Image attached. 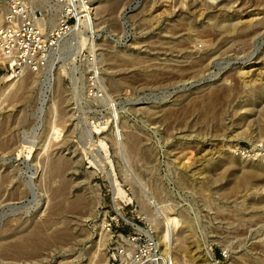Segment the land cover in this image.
<instances>
[{"label":"rangeland","instance_id":"1","mask_svg":"<svg viewBox=\"0 0 264 264\" xmlns=\"http://www.w3.org/2000/svg\"><path fill=\"white\" fill-rule=\"evenodd\" d=\"M89 1L98 7L96 41L67 61L76 69L62 72L55 90L44 92V71L11 81L0 71V264H109L107 229L126 220L157 235L166 223L150 203L156 188L155 198L172 202L191 229L186 258L195 260L208 246L217 264H264V180L226 192L246 171H264V29L254 35L218 28L250 20L254 27L264 19V1ZM8 3L0 0V24ZM76 41L64 42L65 56ZM199 59H206L203 66ZM23 80L26 87L13 97ZM216 89L225 91L216 98L221 104L210 100ZM111 100L121 112L118 127ZM55 120L64 131L53 142ZM118 130L125 148H118ZM148 211L158 214L161 228Z\"/></svg>","mask_w":264,"mask_h":264},{"label":"built area","instance_id":"2","mask_svg":"<svg viewBox=\"0 0 264 264\" xmlns=\"http://www.w3.org/2000/svg\"><path fill=\"white\" fill-rule=\"evenodd\" d=\"M59 7L56 27L42 24L47 12L24 0H9L0 24V71L13 78L45 70L51 55L76 32L92 12L89 0H51ZM140 228V230H139ZM111 236L109 264H173L164 254L150 225L123 220L120 227L107 229Z\"/></svg>","mask_w":264,"mask_h":264},{"label":"bare ground","instance_id":"3","mask_svg":"<svg viewBox=\"0 0 264 264\" xmlns=\"http://www.w3.org/2000/svg\"><path fill=\"white\" fill-rule=\"evenodd\" d=\"M165 1V0H164ZM174 1V0H173ZM181 1V3L183 4H185L186 2H185V0H180ZM180 1L178 2V0L177 1H175L174 3H180ZM209 1H212V0H209ZM213 1H216V0H213ZM247 1V0H246ZM245 1V2H246ZM264 1V0H263ZM262 1V2H263ZM24 2L26 3V4H28V5H31V6H35V7H39V8H41V9H49V8H51V10L53 11L52 13H51V15H49V16H47V15H45L44 14V16L41 18V21H42V24H44V25H49V24H51V26L54 28V27H56L57 26V23H58V17H59V7L57 6V5H55L51 0H24ZM148 2V1H147ZM170 2V4H172L171 3V1H169ZM168 2V3H169ZM188 2V1H187ZM242 3H243V0L241 1ZM249 2V1H248ZM149 3H151V2H149ZM167 3V2H166ZM179 4V5H182V4ZM191 4L190 5H192V4H194L193 2H190ZM228 3V2H227ZM241 3V4H242ZM200 3H198V5H199ZM202 4V3H201ZM200 4V5H201ZM207 4V3H206ZM229 4V3H228ZM152 5V4H151ZM186 5V4H185ZM195 5H197L196 4V2H195ZM261 5V4H260ZM184 6V5H183ZM204 6V5H203ZM231 6V5H230ZM241 6V5H240ZM89 9H91V11L93 10V14H92V12L89 14V19H87V21L86 22H84V23H82V25H81V27H79V29L76 31V32H74L72 35H71V37L70 38H68L65 42H67V41H69L68 43H70V42H72L73 40H77L76 41V43L75 44H73L72 45V49L70 50V52H71V54L69 55V56H65L64 54H63V50H64V48H65V44H63V47H60L57 51H55L52 55H51V59H50V63H49V66L45 69V70H41V71H44L45 72V76H46V78H45V81L43 82L44 83V92H45V89L47 90V89H50L51 91L54 89L55 90V88H54V85H55V83H56V81L59 79L60 80V76H61V73L62 72H69V71H72L73 73H74V70L76 69V67L75 66H73V67H68L69 65H68V63H67V61L68 60H72V62L76 59V57L79 55V53H80V49H81V46H86L87 47V45L88 46H90L91 45V43L92 42H95L96 41V37H97V35H98V22H97V13L95 12V9L96 8H98V7H96L95 6V4L93 3V2H91V1H89ZM173 7V6H172ZM175 7H176V4H175ZM260 7V6H259ZM152 8V7H151ZM177 8V7H176ZM168 10V9H167ZM203 11V10H202ZM254 11V10H253ZM205 12V11H204ZM48 13V12H47ZM181 18V17H180ZM216 18V17H215ZM214 18V19H215ZM2 19H3V15L0 13V23L2 22ZM253 20V19H252ZM259 20V19H258ZM186 21V20H185ZM231 22H232V20H230ZM240 21V20H239ZM247 21H249V20H247ZM251 21V20H250ZM249 21V22H250ZM181 22H183V21H181ZM224 21H222V24L223 25H219L220 27H218L219 28V30H220V32L219 33H221L222 34V32L223 33H232V32H234V33H239V32H242V31H247L248 29H252L251 31H250V33H249V31H248V34H254L255 35V33H258L259 31H263V29H264V19H260V21H258L255 25H254V27H253V25H252V23H249V22H245V23H247V24H245V25H239L238 23H232V24H224L223 23ZM228 22V21H227ZM237 22H238V19H237ZM175 23V22H174ZM179 23V22H178ZM219 23V22H218ZM180 24V23H179ZM187 24H189V22H187ZM205 25V24H204ZM179 26V25H178ZM185 26V25H184ZM187 26V25H186ZM216 26V25H215ZM172 27V26H171ZM189 27H190V25H189ZM207 27H208V25H207ZM252 27V28H251ZM173 28V27H172ZM184 28V27H183ZM191 28H193V27H191ZM209 28V27H208ZM170 29V28H169ZM177 29V28H176ZM194 29V28H193ZM200 29V28H199ZM209 29H211V28H209ZM244 29H246V30H244ZM172 30V29H171ZM179 29H177V31H178ZM206 30V29H205ZM212 30V29H211ZM196 31V30H195ZM194 31V32H195ZM87 32L89 33H91L90 35H87ZM214 32V31H213ZM208 33V32H207ZM210 33H211V31H210ZM215 33V35H218V34H216L217 32H214ZM168 34V33H167ZM177 34V33H176ZM245 35H247L246 33H244ZM243 34V35H244ZM214 35V36H215ZM228 35V34H227ZM242 35V34H241ZM242 35V36H243ZM245 35L243 36V38L245 37ZM77 36V37H76ZM220 36V35H219ZM236 37L237 36H239V35H235ZM235 36H233L234 38H235ZM201 37V36H200ZM233 37H232V40H233ZM198 38V37H197ZM202 38V37H201ZM216 38H218V37H216ZM228 38V37H227ZM237 38H239V37H237ZM241 38V37H240ZM247 38H248V35H247ZM188 39V38H187ZM225 39H226V37H225ZM231 39V38H230ZM181 40V39H180ZM200 40H202V39H200ZM205 40V39H204ZM227 40V39H226ZM225 40V41H226ZM231 40V41H232ZM236 40V39H235ZM249 40V39H248ZM163 41V40H162ZM172 41V40H171ZM182 41H184V40H182ZM206 41H208V40H206ZM211 41H212V39H211ZM216 41V40H215ZM230 41V42H231ZM187 42V41H186ZM205 42V41H204ZM209 42H210V40H209ZM212 42H214V41H212ZM212 42H210V43H212ZM73 43V42H72ZM168 43V42H167ZM175 43V42H174ZM189 43V42H188ZM92 44H94V43H92ZM172 44V43H171ZM180 45H181V43H179ZM185 44V43H184ZM195 44V43H194ZM198 44V43H197ZM205 44V43H204ZM227 44V43H226ZM233 44V43H232ZM96 45V44H95ZM94 45V46H95ZM167 45V44H166ZM213 45V44H212ZM222 45H223V43H222ZM228 45V44H227ZM92 46V45H91ZM91 46L89 47V48H91ZM178 46V45H177ZM195 46V45H194ZM221 46V45H220ZM192 47V46H191ZM209 47V46H208ZM225 47V46H224ZM68 48V47H67ZM92 48H94V47H92ZM185 48V47H184ZM189 48V47H188ZM187 48V49H188ZM196 48V47H195ZM66 49V48H65ZM69 49V48H68ZM207 49V48H206ZM219 49V47H217V50ZM259 49V48H258ZM94 51H95V49H93ZM171 50V49H170ZM172 50H173V47H172ZM211 50V49H210ZM220 50H223L222 48L220 49ZM67 51H69V50H67ZM90 51H92V49H90ZM161 51V50H160ZM175 51V50H174ZM177 51H179V50H176V52ZM181 51V50H180ZM179 51V52H180ZM216 51V50H215ZM224 51V50H223ZM69 52V53H70ZM93 52V51H92ZM96 52V51H95ZM218 52H220V51H218ZM65 53V52H64ZM208 53V52H207ZM258 53V52H257ZM179 54V53H178ZM223 54V53H222ZM187 55V54H186ZM192 55V54H191ZM215 55V54H214ZM219 55V54H218ZM189 56V55H188ZM195 56V55H194ZM216 56V55H215ZM207 57V56H206ZM211 57L212 56H210L209 57V60L211 59ZM217 57V56H216ZM214 58V56L212 57V59ZM62 60V64L60 65V67L58 66V61L59 60ZM143 59V58H142ZM177 59V58H176ZM184 59V58H183ZM133 60V59H132ZM140 60V59H139ZM148 60V59H147ZM205 60L206 59H199V61L197 62V63H201L202 64V66H203V63H205ZM129 61V60H128ZM128 61H126V60H124V62H125V64H126V62L128 63ZM134 61H136L135 59H134ZM141 61V60H140ZM151 61V60H150ZM123 62V63H124ZM145 62V61H144ZM161 62V61H160ZM207 62V61H206ZM210 62V61H209ZM208 62V63H209ZM60 63H61V61H60ZM70 63V62H69ZM150 63H152V62H150ZM168 63V62H167ZM174 63V62H173ZM197 63H195V64H197ZM74 64V63H73ZM145 64V63H144ZM163 64H165V63H163ZM162 64V65H163ZM182 64V63H181ZM181 64H178L177 65V68H180V67H182V66H180L179 67V65H181ZM199 64H197V65H199ZM156 65V64H155ZM161 65V64H160ZM197 65H195V66H197ZM129 66V65H128ZM139 66V65H138ZM167 66H169V65H167ZM167 66H164V68H166ZM170 66H173L174 67V64L173 65H170ZM185 66V65H184ZM194 66V65H193ZM195 66H194V68H195ZM200 66V65H199ZM120 67V66H119ZM122 67V66H121ZM125 67V66H124ZM135 67V66H134ZM145 67V66H144ZM143 67V68H144ZM162 67V66H161ZM175 67H176V64H175ZM188 66L186 65V68H187ZM262 67V66H261ZM170 68V67H169ZM168 68V69H169ZM185 68V67H184ZM190 69L192 68L193 69V67H192V65L189 67ZM198 67H196V69H197ZM208 68V67H207ZM126 69V68H125ZM147 69V68H146ZM180 69H182V68H180ZM189 69V70H190ZM203 69V68H202ZM261 69V68H260ZM123 70V69H122ZM167 70V69H166ZM182 70H184V69H182ZM185 70H187V69H185ZM198 70V69H197ZM206 70V69H205ZM208 70H210V69H208ZM155 71V70H154ZM180 71V70H179ZM188 71V70H187ZM39 72V71H38ZM153 72V71H152ZM163 72V71H162ZM193 72V71H192ZM262 71H260V73H261ZM30 73H32V75H34V73L35 72H28V73H26L24 76L25 77H29V75L31 76V74ZM37 73V72H36ZM72 73V74H73ZM96 73V72H95ZM98 73L100 74V71H99V69H98ZM156 73H157V71H156ZM155 73V74H156ZM165 73V72H164ZM184 73V72H183ZM163 74V73H162ZM162 74H160V75H162ZM169 75L171 74V73H168ZM173 74V73H172ZM27 75V76H26ZM37 75V74H36ZM234 75V74H233ZM257 75V74H256ZM253 76V78L255 77H258V76ZM8 76V75H7ZM24 76H22L23 78H24ZM151 76V75H150ZM149 76V77H150ZM155 76V75H154ZM163 76H166V75H163ZM168 76V75H167ZM187 76V75H186ZM189 76H190V74H189ZM231 76V75H230ZM235 76H236V74H235ZM241 76V75H240ZM57 77H58V79H57ZM148 76H147V78H149ZM155 77H157V76H155ZM185 77V76H184ZM192 77V76H191ZM229 77V76H228ZM238 77V75L236 76V81H238L239 79L237 78ZM243 77V76H242ZM242 77H241V79H242ZM30 78V77H29ZM152 78V77H151ZM162 78H164V77H162ZM168 78V77H167ZM170 78V77H169ZM254 78V79H255ZM14 78L13 77H10V76H8L7 77V80L9 81H11V80H13ZM26 79H28V78H26ZM26 79H24V80H26ZM124 79V78H123ZM171 79V78H170ZM229 79V78H228ZM234 79V78H233ZM232 79V80H233ZM238 79V80H237ZM252 79V78H251ZM22 80V79H21ZM24 80L22 81V82H20L19 83V85L18 84H16V82L14 83V82H12L11 84H10V87L11 86H14L15 84H16V86H17V88L14 90V92H13V97H15L16 95H18L19 93H21L23 90H24V88L26 87L25 85V82H24ZM58 80V83L60 82ZM126 80V79H125ZM182 80V79H181ZM256 80V79H255ZM30 81V80H29ZM127 81V80H126ZM233 81H235V80H233ZM235 81V82H236ZM254 81V80H253ZM32 82V81H31ZM98 82L100 83V81L98 80ZM234 82V83H235ZM247 81H245V83H246ZM42 83V84H43ZM120 83H121V81H120ZM238 83V82H237ZM223 84V83H222ZM236 84V83H235ZM234 84V85H235ZM243 84V83H242ZM9 85V84H8ZM28 85H30L29 83H28ZM223 85H226V84H223ZM238 86H239V83L237 84ZM258 85V84H257ZM256 85V86H257ZM228 86V85H227ZM231 86V85H230ZM232 86H233V84H232ZM219 87V86H218ZM226 87V86H225ZM235 87V86H234ZM237 87V86H236ZM217 88V87H216ZM223 88V87H222ZM229 88V87H228ZM240 88V87H239ZM238 88V89H239ZM264 88V87H263ZM210 89V88H209ZM215 89V88H214ZM220 89V88H219ZM225 89V88H224ZM237 89V88H236ZM212 90H213V88H212ZM226 90H227V88H226ZM229 90H230V88H229ZM234 90V89H233ZM49 91V90H48ZM222 91H223V89H222ZM222 91H218L217 89H216V91L214 90V92L212 91V93L210 94V100H212V99H216V98H218V97H220L221 95H223V93L225 92H223L222 93ZM241 91V90H240ZM255 91V90H254ZM231 92V91H230ZM202 93H204V92H202ZM207 93V92H206ZM209 93V92H208ZM226 93H227V91H226ZM236 93V92H235ZM234 93V94H235ZM248 93V92H247ZM200 94V93H199ZM231 94V93H230ZM43 95V97H44V95L45 94H42ZM208 95V94H207ZM224 95H225V93H224ZM223 95V96H224ZM202 97V96H201ZM203 97H204V95H203ZM207 97V96H206ZM225 97H226V95H225ZM229 97V96H228ZM195 98H198L197 96L195 97ZM232 98V97H231ZM235 98V97H234ZM47 99V98H46ZM200 99V98H199ZM199 99H196V100H198L199 101V103H201V101L199 100ZM202 99H205V98H202ZM201 99V100H202ZM223 99H225V98H223ZM49 100V99H48ZM190 100V99H189ZM193 100V99H192ZM209 100V99H208ZM218 100H221V98L220 99H218ZM46 100H44L43 102H45ZM55 101V100H54ZM194 101V100H193ZM204 101H206V100H204ZM218 104H219V102L217 101V99L215 100ZM225 101V100H224ZM111 102H112V110H113V121H114V123H115V125L118 127L119 126V122H120V113L121 112H119V109H118V107H117V104L116 103H114L113 102V100H111ZM209 103L211 102V101H208ZM187 103V102H186ZM195 103H196V101H195ZM195 103H194V105H195ZM212 103V102H211ZM211 103H210V105H211ZM214 103V102H213ZM216 103V104H217ZM221 103H223V101L222 102H220V104ZM55 104H56V102H55ZM191 104H192V101H191ZM197 104V103H196ZM216 104H214V105H216ZM54 105V103L52 104V106ZM190 105V104H189ZM200 105V104H199ZM198 105V108L200 107ZM205 105H208V103H206ZM210 105H208V106H210ZM45 106V105H44ZM54 106H56L57 107V105H54ZM191 106V105H190ZM224 106V105H223ZM211 107V106H210ZM212 107H213V104H212ZM217 107V106H216ZM218 107H219V105H218ZM263 107V106H262ZM53 108V107H52ZM184 108V107H183ZM196 108V107H195ZM208 108V107H207ZM43 109V108H42ZM167 109H169V108H167ZM167 109H166V111H167ZM175 109V108H174ZM179 109V108H178ZM181 109V108H180ZM189 109V108H188ZM191 109V108H190ZM197 109V108H196ZM203 110H204V108H203ZM217 110H218V108H217ZM221 110V109H220ZM169 111H172V109L170 110L169 109ZM174 111V110H173ZM189 111H191V110H189ZM193 111H195V110H193ZM208 111V110H207ZM56 112V111H55ZM54 112V113H55ZM257 112H259V111H257ZM165 113H167V112H165ZM175 113V112H174ZM202 113V112H201ZM205 113V112H204ZM171 114H173V113H171ZM186 114H188V113H186ZM207 114V113H206ZM177 114H175V116H176ZM182 115V114H181ZM203 116H205L204 114H203ZM205 119V118H204ZM125 122V121H124ZM126 123V122H125ZM122 124V123H121ZM123 125V124H122ZM126 126V125H125ZM124 126V127H125ZM128 126V125H127ZM123 127V126H122ZM123 127V128H124ZM126 129V128H125ZM52 130H53V135L51 136V140L53 139V136L56 134V136H54V138L55 137H57V136H59L60 137V135L59 134H61L63 131H64V129L62 130L61 128H59V125H58V123L56 122V120H55V122L52 124ZM125 131V130H124ZM130 131V130H129ZM129 131H127V133L129 132ZM126 133V134H127ZM131 133V132H130ZM133 133V132H132ZM131 133V134H132ZM131 134H130V136H131ZM62 135V134H61ZM123 133H122V130H118L117 131V142L119 143V146L121 145L123 148H125V146H126V144H125V142H123ZM128 135V134H127ZM134 134H132V136H133ZM130 136H128L129 137V141H130V138L132 137H130ZM58 137V138H59ZM134 137V136H133ZM137 137V136H136ZM135 137V138H136ZM141 137V136H140ZM57 138V139H58ZM138 138V137H137ZM116 139V138H115ZM51 140H50V142H51ZM131 140H133V138L131 139ZM49 141V140H48ZM53 142H54V140H52ZM136 141V140H135ZM134 140H133V142H135ZM50 142H48V145H46V146H49L50 147ZM132 142V141H131ZM137 142V141H136ZM139 142V141H138ZM137 142V143H138ZM36 143V142H35ZM52 143V142H51ZM127 143H129V146H130V142H127ZM136 143V144H137ZM140 143V142H139ZM138 143V144H139ZM33 144V143H32ZM46 144V143H45ZM134 144V143H133ZM137 144V145H138ZM37 145V144H36ZM117 145V144H116ZM102 146L103 147H106V144L105 143H103L102 144ZM121 146L120 147H118V148H121ZM187 146H189V144L187 145ZM134 147H136V145L134 146ZM42 148H43V146H42ZM122 148V149H123ZM30 151L29 152H32L33 150H34V146H31V147H29L28 148ZM48 149V148H47ZM130 149V148H129ZM132 149V148H131ZM182 149V148H181ZM43 150H44V148H43ZM132 151V150H131ZM213 151V150H212ZM44 152H46V148H45V151ZM122 152V151H121ZM127 152V151H126ZM134 152H135V150H134ZM131 153V152H130ZM217 153V152H216ZM92 154V153H91ZM137 154V153H136ZM221 154V153H220ZM224 156V155H223ZM49 157V156H48ZM187 156H185V158H186ZM47 158V157H46ZM189 158V157H188ZM229 159H231V158H229ZM187 160H189V159H187ZM251 169H254V168H251ZM259 170V169H258ZM257 169L256 170H248V171H246L245 172V174L243 173V175L241 176V178H239L240 180H236V182L233 184V183H231V187L229 188V190L228 191H226L228 194H230V193H232V194H234V193H238V191H239V189L241 188V187H244V189L245 188H250V186L253 184V181H255V179H257V178H262L263 180H264V171H263V169H262V171H258ZM240 177V176H239ZM31 179H30V183H32V182H34L33 181V177H30ZM213 178V177H212ZM237 179V178H236ZM259 181V180H258ZM257 181V182H258ZM256 182V183H257ZM260 182V181H259ZM262 182V181H261ZM32 184H34V183H32ZM259 184H264V181H263V183H259ZM22 186V185H21ZM36 186V185H35ZM201 186V185H200ZM254 186H255V184H254ZM34 187V186H33ZM20 188V187H19ZM252 189H253V187H251ZM256 188H257V186H256ZM263 188V187H262ZM144 189H145V186H144ZM143 189V190H144ZM242 189V188H241ZM156 191H154L153 192V196H152V193L150 194L151 195V202L150 203H152L155 207H156V209H155V211H157V212H163V213H165V216H166V223L165 222H163V223H165L164 225H163V227L161 228V222L159 221V219H157L158 217H157V215L158 214H155V212H151V211H148V216H146V217H149L150 216V220H151V222L152 223H154L153 225L155 226V228H161V230L158 232V234L156 235L157 236V240H158V244L160 245V249L162 250V252L164 253V254H167V255H171V258H172V261H173V264H208L209 262H213L214 264H217V261H216V259H215V255H214V253H213V251H212V249H210L208 246H205L204 248H203V251H201L202 252V254H200L199 256H195L196 258H194L195 260H193V261H191V260H189L188 259V257L186 258V256H188L187 254H186V252L188 253V249H189V245H190V235H191V229H188L189 228V226L187 225H183L182 223H181V219L179 218V217H177L172 211H174L173 209V203L172 202H169L168 200V203L165 201H159V200H157L155 197V194H158L159 195V193H160V189H155ZM223 190V189H222ZM257 190V189H256ZM261 190V189H260ZM120 191H121V194H123V196L124 197H126V193L120 188ZM205 191V190H204ZM242 191V190H241ZM143 192V191H142ZM146 192H147V190H146ZM203 192V191H202ZM240 192V191H239ZM244 192V191H243ZM242 192V193H243ZM248 192V191H247ZM262 192V191H261ZM144 193V192H143ZM142 193V194H143ZM218 193L220 194V192L218 191ZM148 194V193H147ZM222 194H225V193H222ZM226 195V194H225ZM236 195V194H235ZM249 195V194H248ZM142 196H144V194L142 195ZM146 196H148V195H146ZM140 198H141V200H143V198L144 197H141L140 196ZM149 198V197H148ZM149 198V199H150ZM162 200V199H161ZM148 201V200H147ZM175 202V201H174ZM176 204V203H175ZM254 204V203H253ZM256 204H259V203H256ZM261 205V204H260ZM263 205V204H262ZM147 206V205H146ZM148 207V206H147ZM252 207V206H251ZM147 209V208H146ZM185 211V210H184ZM147 213V212H146ZM179 215V214H178ZM163 216V215H162ZM181 218H182V216H181ZM164 219H165V217H164ZM264 219V218H263ZM190 221V220H189ZM150 222V223H151ZM186 222V221H185ZM260 222H263V221H260ZM151 223V224H152ZM238 227V226H237ZM154 227H153V229H155ZM236 228V227H235ZM245 228V227H244ZM238 229V228H237ZM242 229V228H241ZM139 230H140V228H139ZM247 230H248V228H247ZM246 230V231H247ZM155 231H158V230H155ZM194 231V230H193ZM243 231H245V230H243ZM242 231V232H243ZM262 231V230H261ZM189 232H190V234H189ZM238 232V231H237ZM156 233V232H155ZM240 233V232H239ZM245 233H248V232H245ZM98 234V233H97ZM99 234H101V236H100V238L102 237H104V234H103V232H101V233H99ZM106 234V233H105ZM234 234H236V233H234ZM233 234V235H234ZM244 234V233H243ZM107 235V234H106ZM109 235V234H108ZM241 235V234H240ZM239 235V236H240ZM264 235V234H263ZM237 236V235H236ZM236 236H234V237H236ZM233 237V238H234ZM262 237V236H261ZM260 237V238H261ZM257 238V237H256ZM255 238V239H256ZM105 239V238H104ZM245 239V238H244ZM99 240V239H98ZM102 240V239H101ZM105 241V240H104ZM197 241V240H196ZM235 241V240H234ZM198 242V241H197ZM102 243V242H101ZM260 243V242H259ZM260 244H263V243H260ZM197 245V244H196ZM259 245V244H258ZM262 246V245H261ZM259 248H260V246H259ZM199 249V248H198ZM194 257V256H193Z\"/></svg>","mask_w":264,"mask_h":264}]
</instances>
